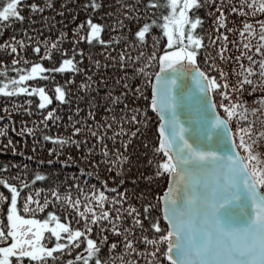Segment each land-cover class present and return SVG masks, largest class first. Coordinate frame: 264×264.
Here are the masks:
<instances>
[{
	"label": "snow or ice",
	"instance_id": "obj_1",
	"mask_svg": "<svg viewBox=\"0 0 264 264\" xmlns=\"http://www.w3.org/2000/svg\"><path fill=\"white\" fill-rule=\"evenodd\" d=\"M103 6L100 0H88L82 7L95 12ZM52 7L51 0H0V25L12 27L26 18L31 25L34 15L45 23L42 14ZM117 7L122 12L110 25L116 38L102 39L103 26L87 18L73 28L70 58L61 49L68 39L64 31L51 43L37 37L31 53L40 54L41 43V60L57 51L61 59L55 67L20 59L24 38L0 42L15 73L0 72V96L26 95L23 103L29 106L36 97L42 117L33 127L22 123L18 132L15 127L11 131L35 137L39 125L60 121L57 108L48 107L52 96L44 85L37 86L39 80L53 81L55 102L70 106L63 126L67 135L40 132L38 140L53 146L47 148L49 158L37 163L70 167L72 153L60 157L71 148L89 164L78 167L80 178L97 181L82 185L73 174L74 183L38 187L36 182L56 173L29 174L27 165H3L2 173L20 171L0 176V264H264V0H124ZM201 10L212 19L211 32L204 29ZM23 37L32 42L27 29ZM81 41L118 48L111 62L121 73L115 81L120 87L105 89L99 116L94 101L86 112L79 102L71 107L69 86L77 74L84 77L76 85L78 92H99L80 66L84 50L76 45ZM209 46H215V56ZM232 50L236 55H227ZM217 58L231 63L230 72ZM89 62L99 69L98 60L89 57ZM51 73H67L64 83H55ZM96 83H105L104 78ZM20 110L34 114L32 107L13 102L12 109L5 104L0 120L11 121V112ZM150 126L155 137L151 152L141 153L148 157L146 169L138 168L139 175L130 181L143 183L149 193L141 191L137 205L124 187L125 177L139 151L133 142L149 148ZM9 128L3 123L0 137ZM12 143L8 139L6 146ZM11 151L16 154L15 147ZM101 165L109 173L104 178Z\"/></svg>",
	"mask_w": 264,
	"mask_h": 264
},
{
	"label": "trees",
	"instance_id": "obj_2",
	"mask_svg": "<svg viewBox=\"0 0 264 264\" xmlns=\"http://www.w3.org/2000/svg\"><path fill=\"white\" fill-rule=\"evenodd\" d=\"M26 2H33V0H26ZM34 2L38 4H44L45 0H34ZM88 0H51V3L53 4L52 9H45V12L42 14L44 17L47 18L45 23L41 22V16L40 15H34L32 16V19L36 21V23L31 24L29 23V20L26 18L23 22V24L15 23L12 27H8L7 25H0V42H3L5 40H8L12 36H16L17 39L24 38L26 47L24 48L23 52L20 53L19 58L24 59L26 58L29 62H41L45 68H51L58 65V61L61 59L59 53L55 50H51V59H44L41 60L40 57L44 55V45L43 43L40 44L41 47V53L40 54H34L31 53V47L36 44L38 37L40 41H44L45 38H48L49 43L54 41L56 39L57 34H59L60 31H64L68 37L67 40H64V42L61 44V49H67L70 54L72 51V44L70 43L72 37H73V28L81 24V22H85L87 18H91L94 23L101 24L102 32H101V38L105 40L109 39H115V35L110 29V25L114 19H119L120 14L122 12V9H118L117 5L122 4L124 0H100V2L103 3V7L101 9L96 10L95 12L88 11L85 12L83 9V5L87 3ZM129 3H135V0H128ZM65 5L64 8H61V5ZM63 12V15L60 13ZM23 14L27 17L28 15V9L25 8L23 10ZM201 16H205L204 10H201L199 13ZM75 16V19L72 17ZM143 18V17H142ZM242 19V18H238ZM127 24V21H125ZM212 23L211 17H206L204 19V29L205 31L211 32L212 29L209 27ZM54 25V27H52ZM86 26V25H85ZM235 26L234 24L230 23L229 27ZM27 29L28 33L32 37V42L29 44L27 43V38L23 37V30ZM199 31V29H197ZM81 34H86L85 32H82ZM212 35L214 36L215 33L213 32ZM229 41L233 40L234 37L229 34L228 35ZM205 43H207V38H205ZM76 47L82 48L84 50V61L82 65H80L86 72H88V75L92 77L93 86L99 88V92H94L93 95L89 96L87 93L78 92L76 89V85L79 84V82L84 79L82 74H77L75 77V83L69 87L72 88V95L70 96V99L72 100L71 107H75L76 103L79 102V105L82 109L85 110V112L88 109L89 101L97 102V116L101 114V107L100 102L103 100V93L105 92V89L113 90V89H119V85L115 83L116 79L121 75L118 68L115 66H112L111 62V56H116L118 48L116 50L111 49L110 47L102 46L99 43H94L92 45L87 44L84 41L79 42ZM229 49H232L231 43L228 45ZM209 53L213 56L216 55L215 52V46H209ZM109 61L108 66H105V56L109 55ZM202 55V53H201ZM227 55H236L235 50L230 51L227 53ZM89 57L92 58L93 61L98 60L99 61V69L97 70L95 65L93 63L89 62ZM199 59V57H198ZM77 60H79V57H77ZM0 61H3L0 63V72H4L7 76H14L15 73L11 71L12 65H11V56L6 53L3 50H0ZM216 63L224 68L225 71L230 72L231 70V63L228 61H225L224 63H221L219 58H217ZM26 65L21 64L20 67L23 68ZM30 66V64L28 65ZM204 67V65H201ZM5 67H7L8 71L5 72ZM51 76L54 77L55 83L63 84L64 80L67 76V73L64 74H57V73H51ZM101 77L104 78L105 83L97 84L96 82L101 79ZM27 84H32L33 81L26 82ZM51 83L53 81L50 80H39L37 83V86L44 85L46 93L52 96L53 98V104L49 105L48 107H56L57 108V114L61 117L60 121L58 123H53L52 121H49L48 127H43V125H39V131L37 132V135L35 137L33 136H25L21 137L17 134L19 129L22 126V123H26L28 127H33L34 123L38 124L39 121L42 119L40 111L35 109V101L38 100V98L33 97L34 100L33 105L29 106L27 104H24L23 101L25 99H29V97L25 96H17L13 98H5L3 96H0V117L5 116V112L3 111L5 104H7L9 109H12L13 102L20 105L22 108L32 107L34 109V114L31 116H28L25 114L22 110L20 111H12L11 112V121L7 120H0V127L3 126V123L7 122L10 124V128L8 130V134L6 137H0V168L3 167L5 164H17V165H27V172L31 174L32 172L36 170H40L45 173H52L53 171L56 173L55 176H51L48 180L44 182H36L37 186H43L47 187L49 184L52 183H59L62 181H67L68 183H74L72 180L73 174L77 176L78 179H80V183L82 185H88V184H95L97 183L96 180H88L87 176L85 178H80V173L78 172V167L83 166L86 169L89 168V164L87 160L81 161V153L75 152L74 149L67 148L65 149L64 154L60 157V159H64L65 156L69 152L72 153L73 159L70 161V167L62 168L59 164H55L53 166H48L47 164H39L37 161L39 160H47L49 158L47 153V148L52 147L53 145L44 142L43 140H38V137L40 135V132L50 134L53 136H56L58 134L67 135V132L64 130V125L66 124L69 114H70V106L68 104L61 105L54 100V90L50 87ZM83 97V99H81ZM81 115H84V112L81 113ZM15 127L17 129V132L11 131V128ZM151 127L149 128L148 133V144L149 148L144 149L139 146L137 142H133L137 144V148L139 151H137L132 156V167L131 171L127 173L125 177V185L124 187H127L129 190V193L133 194V200L132 203L137 204L140 202V192L143 191L146 195H149L147 188H145V185L143 183H139L138 185H133L130 183L133 176H138L139 172L137 169L139 168L140 171H144L146 169L147 164V155H141V153H149L151 152V144L153 143L155 137L151 133ZM11 139L13 141L12 145H7V140ZM12 147L16 148V154H12ZM35 148V150H33ZM131 151V146H129ZM23 152L24 155L21 156L20 152ZM31 157V159H29ZM98 158V157H97ZM20 169L17 168H9L8 173H2L0 172V176H4L7 178L11 174L18 173ZM93 176L96 175L97 169L92 168L90 169ZM99 175L101 178L106 177L109 175V173L105 172L104 166L101 165L99 168ZM114 174V173H113ZM163 185L166 186L167 180L165 179L163 182ZM109 186H112L113 181H108ZM160 185H157L156 187H159ZM150 195H155V193H151ZM43 197V193H41V198ZM51 199V197H49ZM56 212L59 213L61 209L57 207Z\"/></svg>",
	"mask_w": 264,
	"mask_h": 264
}]
</instances>
